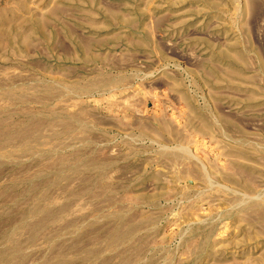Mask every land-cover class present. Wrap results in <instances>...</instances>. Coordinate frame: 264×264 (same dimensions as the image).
Listing matches in <instances>:
<instances>
[{
  "label": "rangeland",
  "instance_id": "374dc122",
  "mask_svg": "<svg viewBox=\"0 0 264 264\" xmlns=\"http://www.w3.org/2000/svg\"><path fill=\"white\" fill-rule=\"evenodd\" d=\"M0 264H264V0H0Z\"/></svg>",
  "mask_w": 264,
  "mask_h": 264
}]
</instances>
